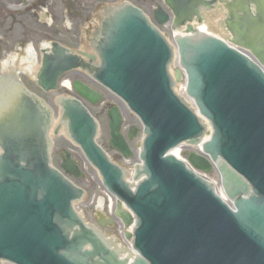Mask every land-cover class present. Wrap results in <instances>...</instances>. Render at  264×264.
Returning a JSON list of instances; mask_svg holds the SVG:
<instances>
[{"label": "water", "instance_id": "95a60500", "mask_svg": "<svg viewBox=\"0 0 264 264\" xmlns=\"http://www.w3.org/2000/svg\"><path fill=\"white\" fill-rule=\"evenodd\" d=\"M164 2L175 17V30L195 18L202 23V8L223 3L229 11L225 22L231 43L250 51L264 66V0ZM155 14L161 25L171 21L172 15L162 7ZM114 16L115 29L106 42L104 66L97 77L128 102L146 126L143 159L149 179L137 193L126 185L124 171L96 144L99 120L96 124L79 101L61 104L70 136L119 200L116 216L127 228L133 224L124 203L138 219L134 248L141 257L134 264H264V74L212 36L179 39L181 65L190 77L189 96L216 129L204 151L214 161L218 157L225 161L219 172L225 193L237 208L233 212L207 183L166 157L168 150L184 141L200 143L205 131L194 112L173 93L168 75L170 46L138 9L126 6ZM194 31L188 26L186 32ZM56 53L45 58L38 76L46 92L57 90L59 79L77 64L64 51ZM75 88L94 105L102 101L85 84L78 82ZM15 95L12 107L0 112V148L5 151L0 158V259L17 264H128L77 218L73 203L84 191L49 167L51 115L42 100L25 89ZM109 116L112 145L130 158V147L119 133L121 112L113 108ZM132 130L131 137L136 135ZM190 161L203 171L211 167L195 153ZM62 168L75 178L80 176V167L71 157ZM113 223L104 216L99 221L103 228Z\"/></svg>", "mask_w": 264, "mask_h": 264}, {"label": "flooded vegetation", "instance_id": "af4514ba", "mask_svg": "<svg viewBox=\"0 0 264 264\" xmlns=\"http://www.w3.org/2000/svg\"><path fill=\"white\" fill-rule=\"evenodd\" d=\"M124 1L0 0V91L4 79L38 74L44 56L54 55L56 47L79 60V69L68 74L73 82L84 77L90 85L97 83L87 71L104 65L103 60H91L106 49L109 30L106 27L102 30V22L108 18L111 4ZM132 1L139 7L145 5L150 12L158 4L157 0ZM7 28L20 31V35L12 37L13 44L1 34ZM100 40L104 44L99 45ZM28 49L33 51L29 60ZM66 155V151L60 149V165L65 163Z\"/></svg>", "mask_w": 264, "mask_h": 264}, {"label": "rangeland", "instance_id": "374dc122", "mask_svg": "<svg viewBox=\"0 0 264 264\" xmlns=\"http://www.w3.org/2000/svg\"><path fill=\"white\" fill-rule=\"evenodd\" d=\"M130 1L133 2L132 0ZM120 3L121 2H118L116 4ZM157 3L158 7L164 5L162 0H157ZM141 8L146 14H148L152 18L155 9L150 12L145 5ZM225 17L226 15L224 10H220V12L214 11L209 16H207L206 24L208 26L209 31L217 34L218 36L228 37V32L225 30ZM8 28L6 29V31L1 32V34L5 37L6 40L8 39V41L12 42L13 44L14 40L12 41V37L15 38L20 35V31H18V29H14L15 31L8 30ZM164 31H168V29ZM22 79L26 82V84L29 85V89H31L36 94L42 96L47 101V103L53 108L54 125L56 126V128H59L58 133H53L52 135L55 139V148L53 156V158H55L54 166H56L57 168L60 167L58 153L60 152V149L66 148V150L71 153L72 157L77 160L80 167H82L83 177L79 179H74V181L76 185L86 191V200L84 203H79L77 206L82 211L85 218L88 221H92L93 217L96 216V213L100 211L98 209L102 207L101 204L103 203V199L107 205L109 198L106 189L103 187L102 178L99 176V173L95 170L94 167L91 166L88 160H86V157L84 156L80 147L75 146L74 143L71 141L70 137L67 135V125H63L60 122L62 117V109L61 104L58 103L59 100L63 96L77 97V95L74 90L73 92H68L64 87L60 88L56 92L45 94L44 92L38 89L32 79L30 80V78L28 77H23ZM65 80H73V78H65ZM77 80L81 82H88L84 77H79L77 78ZM94 88L104 95V103H100L98 105H92L86 101L85 103L90 108L94 116L99 120L100 128L98 132V140L100 144L106 149L107 153L115 160V162L117 164H121L122 166L127 167V170L130 173L131 169L135 167V164L139 158L138 149L140 147L141 133H139L138 138L130 142L134 154L133 157L130 158V160L124 159L123 155H120L118 152H116L114 148H112V145H110L111 134L109 116L107 113L108 108L110 106H119L120 111L123 113L124 116L123 133H125V131L127 132L128 129L132 126L141 127V122L137 118V116L129 110L128 106L123 101L115 97L110 91L102 88L100 85H94L93 89ZM210 176L214 178L216 177L215 174H210ZM106 205L103 208L105 212H107Z\"/></svg>", "mask_w": 264, "mask_h": 264}, {"label": "bare ground", "instance_id": "6f19581e", "mask_svg": "<svg viewBox=\"0 0 264 264\" xmlns=\"http://www.w3.org/2000/svg\"><path fill=\"white\" fill-rule=\"evenodd\" d=\"M198 32H200V33H205V34H207L208 33V31H207V28H206V26L205 25H199L198 26ZM33 51H30L29 49L27 50V56H28V59L27 60H29L32 56H31V53H32ZM67 86L69 85V84H66ZM206 123V122H205ZM207 124V123H206ZM208 125V124H207ZM208 130H209V133H210V136L208 137V139H210V137L213 135V129L209 126L208 127ZM176 153H177V151H175Z\"/></svg>", "mask_w": 264, "mask_h": 264}]
</instances>
